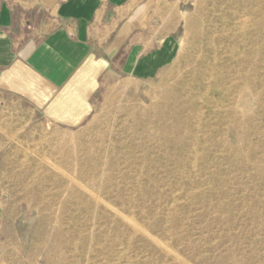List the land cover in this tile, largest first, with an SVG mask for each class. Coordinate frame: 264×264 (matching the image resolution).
<instances>
[{
    "label": "rangeland",
    "instance_id": "374dc122",
    "mask_svg": "<svg viewBox=\"0 0 264 264\" xmlns=\"http://www.w3.org/2000/svg\"><path fill=\"white\" fill-rule=\"evenodd\" d=\"M197 1L169 8L173 65L100 89L78 127L0 95V264H264V0H223L207 92Z\"/></svg>",
    "mask_w": 264,
    "mask_h": 264
},
{
    "label": "crops",
    "instance_id": "0c3cea01",
    "mask_svg": "<svg viewBox=\"0 0 264 264\" xmlns=\"http://www.w3.org/2000/svg\"><path fill=\"white\" fill-rule=\"evenodd\" d=\"M173 1L0 0V95L53 126L82 125L100 89L173 65Z\"/></svg>",
    "mask_w": 264,
    "mask_h": 264
},
{
    "label": "bare ground",
    "instance_id": "6f19581e",
    "mask_svg": "<svg viewBox=\"0 0 264 264\" xmlns=\"http://www.w3.org/2000/svg\"><path fill=\"white\" fill-rule=\"evenodd\" d=\"M202 3L209 5V9L207 11H205L202 8ZM197 13L201 14L202 12H204L203 14L205 15V17L207 18V27L209 32L207 33H203L202 37L203 39H205L208 43L209 48L208 49H202L200 51L199 57L197 58V65L196 68L193 70V81L194 84L197 86L202 87V90L204 91H209L211 88L214 89L213 87L216 88L217 84L219 82H221L222 77H220L219 74L215 73V70H217L216 68V60L217 55L215 52V48L217 46V42L219 36L217 37V33L219 32V28H218V23H225L226 20V13L224 11V4H223V0H198L197 1ZM203 15V16H204ZM231 18L230 19V24L234 27L238 26L237 23V19L235 18L234 15H230ZM164 19V18H163ZM189 23V22H188ZM187 23V24H188ZM228 23V22H227ZM226 23V24H227ZM189 25V24H188ZM221 26V25H220ZM223 26V25H222ZM227 27V26H226ZM225 27V28H226ZM224 28V27H223ZM233 29V27H231ZM232 31V30H231ZM220 32H225V29H222ZM223 37V36H222ZM225 37V36H224ZM226 38V37H225ZM223 39V38H222ZM220 40V39H219ZM224 40V39H223ZM225 41V40H224ZM223 41V42H224ZM222 42V41H221ZM220 42V43H221ZM219 43V42H218ZM220 46V44H218ZM222 46V45H221ZM214 47V49H213ZM225 47V46H224ZM223 48V47H222ZM220 49V48H219ZM218 51V49H217ZM222 51V50H221ZM220 53V52H219ZM221 54V53H220ZM213 57V58H212ZM219 63V62H218ZM224 67V65H223ZM219 68V67H218ZM191 76V75H190ZM224 77V76H223ZM191 80V79H190ZM212 81H214V83H212ZM187 85V84H186ZM193 86V85H192ZM194 87V86H193ZM195 88V87H194ZM196 89V88H195ZM200 89V88H199ZM199 93V92H197ZM185 94V93H184ZM192 94V93H190ZM204 94V93H203ZM200 95V94H198ZM196 96V95H195ZM204 96V95H202ZM198 97V96H197ZM207 97V95H206ZM179 98V97H178ZM199 98V97H198ZM197 98V99H198ZM196 99V98H195ZM194 101V99H193ZM188 102V101H187ZM202 102V99H201ZM192 106V104H190ZM199 105V104H198ZM197 105V107H198ZM187 106V105H186ZM189 106V105H188ZM203 106V105H202ZM187 108V107H186ZM191 109V108H189ZM197 109V108H195ZM205 109V108H204ZM193 110V109H192ZM198 110V109H197ZM193 112V111H192ZM162 113V114H161ZM161 116H158L157 119L160 121H164L167 118H174L175 120H181V116L179 115V113L176 111H173L172 109H164V111H161ZM191 115V114H190ZM199 132V131H198ZM25 156V155H24ZM60 167V166H59ZM58 169V168H57ZM59 170V169H58ZM105 200V199H104ZM124 214V213H123ZM128 218V217H127ZM130 218V217H129ZM144 228V226H142ZM137 228V227H136ZM139 230V229H138ZM140 232L142 230H139ZM90 259V258H89Z\"/></svg>",
    "mask_w": 264,
    "mask_h": 264
}]
</instances>
